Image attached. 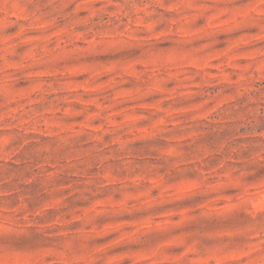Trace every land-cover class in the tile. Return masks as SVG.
Listing matches in <instances>:
<instances>
[{"label": "rangeland", "instance_id": "374dc122", "mask_svg": "<svg viewBox=\"0 0 264 264\" xmlns=\"http://www.w3.org/2000/svg\"><path fill=\"white\" fill-rule=\"evenodd\" d=\"M0 264H264V0H0Z\"/></svg>", "mask_w": 264, "mask_h": 264}]
</instances>
